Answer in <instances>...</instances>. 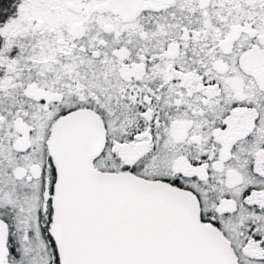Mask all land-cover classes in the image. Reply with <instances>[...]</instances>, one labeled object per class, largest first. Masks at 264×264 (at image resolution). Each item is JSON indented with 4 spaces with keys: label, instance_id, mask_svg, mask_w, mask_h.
Masks as SVG:
<instances>
[{
    "label": "snow or ice",
    "instance_id": "snow-or-ice-1",
    "mask_svg": "<svg viewBox=\"0 0 264 264\" xmlns=\"http://www.w3.org/2000/svg\"><path fill=\"white\" fill-rule=\"evenodd\" d=\"M0 264H264V0H0Z\"/></svg>",
    "mask_w": 264,
    "mask_h": 264
}]
</instances>
